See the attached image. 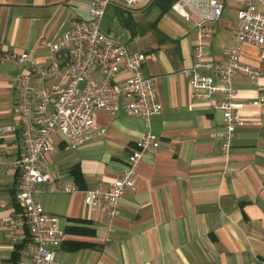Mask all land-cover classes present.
Instances as JSON below:
<instances>
[{
	"label": "crops",
	"instance_id": "0c3cea01",
	"mask_svg": "<svg viewBox=\"0 0 264 264\" xmlns=\"http://www.w3.org/2000/svg\"><path fill=\"white\" fill-rule=\"evenodd\" d=\"M176 1V0H175ZM174 1V2H175ZM90 0H0V51L29 52L48 66L47 43L81 20L88 19ZM156 0H138L134 10L111 4L103 30L118 34L131 53L146 56L143 73L151 78L161 112L145 121L123 113L98 111L96 130L76 149L55 136V150L44 170L56 187L72 193L43 191L39 201L63 236L53 256L59 264H264V107L249 103L264 92V62L243 45L240 62L262 71L251 82L236 77L235 99L246 106L245 121L236 130L229 155H220L222 114L219 100H192L181 71L194 62L196 28L170 9L161 12ZM222 15L212 26L208 59L224 60L233 45L239 0H220ZM23 64L0 65V130L17 126L20 74ZM97 74L91 73L89 79ZM125 75L115 78L121 84ZM35 88L54 80L32 77ZM158 138L135 168L134 187L118 201L117 215L90 207L83 192L108 188L117 179L131 149L145 132ZM0 156H21L19 133L0 134ZM72 170H77L78 178ZM18 172L0 177V264H17L30 243L25 227H10L22 210L17 201Z\"/></svg>",
	"mask_w": 264,
	"mask_h": 264
},
{
	"label": "built area",
	"instance_id": "2783aa9c",
	"mask_svg": "<svg viewBox=\"0 0 264 264\" xmlns=\"http://www.w3.org/2000/svg\"><path fill=\"white\" fill-rule=\"evenodd\" d=\"M120 3L125 10L135 9L138 0H90L88 19L75 22L58 38L47 43L50 51L48 66L37 63L29 52L0 51V65L4 62L23 64L28 73L20 74L18 103L15 111L17 126H7L0 134L17 131L21 140V156L9 159L0 156V177L5 170L18 172L17 201L21 214L10 219V227H25L30 243L25 258L17 264H59L53 249L60 246L63 236L52 224L39 201L43 191L72 193L69 185L56 187L44 170L46 157L55 150V136L60 135L68 149H76L87 142L96 130L98 111L112 115L123 113L148 121L161 112L151 78L143 73L146 56L131 53L121 37L103 30L107 8ZM233 45L224 51V60L208 59L207 43L212 38V26L222 15L220 0H176L170 10L191 20L197 31L193 48L194 62L181 74L187 78L192 100H219L212 108L222 114L223 134L220 155L227 157L237 129L245 125L240 112L245 103L235 99L234 81L243 77L256 82L262 71L240 62L241 46L256 50L264 62V0H239ZM91 73L97 74L89 79ZM125 75L121 84L114 80ZM42 81L54 80L50 86L35 88L32 77ZM249 105L264 107V92ZM158 138L150 131L137 140L125 161L120 176L108 188H90L83 192V201L90 207H102L108 218L118 213V201L134 187L135 168L145 152L158 148Z\"/></svg>",
	"mask_w": 264,
	"mask_h": 264
},
{
	"label": "trees",
	"instance_id": "16d2710c",
	"mask_svg": "<svg viewBox=\"0 0 264 264\" xmlns=\"http://www.w3.org/2000/svg\"><path fill=\"white\" fill-rule=\"evenodd\" d=\"M175 0H156L155 4L159 7L162 13L170 9L171 5L174 3ZM74 177L78 178L79 173L77 170L71 171Z\"/></svg>",
	"mask_w": 264,
	"mask_h": 264
},
{
	"label": "rangeland",
	"instance_id": "374dc122",
	"mask_svg": "<svg viewBox=\"0 0 264 264\" xmlns=\"http://www.w3.org/2000/svg\"><path fill=\"white\" fill-rule=\"evenodd\" d=\"M124 42V41H123ZM125 43V42H124Z\"/></svg>",
	"mask_w": 264,
	"mask_h": 264
}]
</instances>
